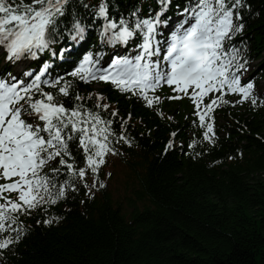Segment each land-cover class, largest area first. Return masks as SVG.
Returning <instances> with one entry per match:
<instances>
[{
	"label": "snow or ice",
	"instance_id": "1",
	"mask_svg": "<svg viewBox=\"0 0 264 264\" xmlns=\"http://www.w3.org/2000/svg\"><path fill=\"white\" fill-rule=\"evenodd\" d=\"M79 2L89 7L83 0ZM73 3L0 0V54L12 63L37 57L56 42L65 21L70 23L71 39H83L87 31L83 19H69ZM158 3L159 11L147 17L136 10L131 18L117 20L110 16L108 0H100L91 15L93 23L101 22V36L113 46H127L139 37L136 55L117 56L107 66L101 64L102 55H86L67 76L83 83H111L121 93L138 96L149 108L161 101L156 90L168 85L176 93L168 99L187 96L191 100L197 117L193 123L204 130L203 141L215 145L216 108L244 102L253 107L264 105V98L255 92V80H243L248 61L244 50L233 44L245 29L243 13L248 5L245 0H191L182 18L171 23L166 16L171 0ZM164 28L170 34L161 39ZM65 51L70 49L53 55L63 58ZM18 66L22 68L19 75L8 73V79L0 76V180L6 181L0 184V200L4 201L0 203V255L21 239V216H30L38 209L47 212V207L67 199L69 191L78 192L80 186L91 198L98 183L100 188L106 186L99 181V174L107 157L121 154L115 145H132L127 135L131 113L121 118L117 132L112 127L114 120L88 107L78 92L72 107H66L62 98L73 95L74 84L64 76L47 78L48 64L38 73ZM229 95L239 99L230 101L226 98ZM206 98H210L207 103ZM88 99H92L91 94ZM103 99L97 94L94 107L106 112L109 105L99 103ZM157 114L163 117L161 111ZM111 116L116 117L117 112ZM176 135L171 133L173 138ZM197 143L201 141L189 146ZM172 147L170 140L167 148ZM5 193H16L17 198ZM58 219L43 223L51 225Z\"/></svg>",
	"mask_w": 264,
	"mask_h": 264
},
{
	"label": "trees",
	"instance_id": "2",
	"mask_svg": "<svg viewBox=\"0 0 264 264\" xmlns=\"http://www.w3.org/2000/svg\"><path fill=\"white\" fill-rule=\"evenodd\" d=\"M155 1L108 0L109 11L126 15ZM86 2L94 11L100 0ZM245 2L237 42L249 61L262 58L258 74L264 78V0ZM70 9L86 12L79 0ZM82 89L75 84L73 95L62 98L66 107ZM103 91L109 109L102 114L117 132L131 113L132 145H115L130 171V196L118 200L100 187L91 198L82 186L69 191L47 212L22 217L21 239L3 250L0 264H264V105L222 107L212 145L190 115L164 118L111 87ZM84 102L95 108L94 100ZM53 217L59 219L43 223Z\"/></svg>",
	"mask_w": 264,
	"mask_h": 264
},
{
	"label": "rangeland",
	"instance_id": "3",
	"mask_svg": "<svg viewBox=\"0 0 264 264\" xmlns=\"http://www.w3.org/2000/svg\"><path fill=\"white\" fill-rule=\"evenodd\" d=\"M252 69L253 67L250 70ZM260 88L264 91V81L260 83ZM109 173H111L110 185L113 189L114 195L119 198L126 195L129 196L128 172L124 171L122 165H120L114 158L109 159Z\"/></svg>",
	"mask_w": 264,
	"mask_h": 264
},
{
	"label": "bare ground",
	"instance_id": "4",
	"mask_svg": "<svg viewBox=\"0 0 264 264\" xmlns=\"http://www.w3.org/2000/svg\"><path fill=\"white\" fill-rule=\"evenodd\" d=\"M109 3V2H108ZM73 13H77L76 11L73 12ZM110 16L111 18L113 17V15L110 13ZM88 20H84L85 24L87 25V31L85 32V35L86 36H91V35H96V32L98 31H101L102 30V27H101V22L100 21H95L94 23L89 20L87 14H86V17ZM173 19H178V18H175L174 16H172ZM74 42V41H73ZM55 44V43H54ZM54 46L53 44L51 45V48L49 49V51H53L54 52ZM78 55V54H77ZM77 55H75V57H77ZM81 56V55H80ZM70 57H73V56H70ZM47 59V56L43 55L42 59L40 60V62H45ZM61 60V63L64 61L63 59H60ZM57 72H55V74L53 73L52 75H56ZM247 75L251 76L250 73H248ZM261 98H263L262 96H260Z\"/></svg>",
	"mask_w": 264,
	"mask_h": 264
}]
</instances>
